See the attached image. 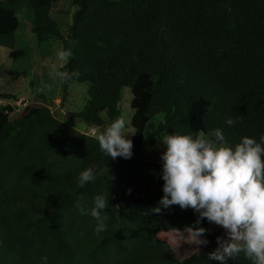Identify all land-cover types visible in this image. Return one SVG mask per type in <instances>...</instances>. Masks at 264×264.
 Masks as SVG:
<instances>
[{"label":"trees","instance_id":"trees-1","mask_svg":"<svg viewBox=\"0 0 264 264\" xmlns=\"http://www.w3.org/2000/svg\"><path fill=\"white\" fill-rule=\"evenodd\" d=\"M32 1L39 43L61 40V75L87 83L71 117L113 128L127 87L136 131L115 143L47 104L13 119L0 110V264H264V245L212 229L229 206L218 191L145 156L148 138L169 133L182 166L209 168L264 214V0H74L67 36L52 15L59 0ZM18 2L0 0L11 43ZM163 227L199 231L192 263L174 256Z\"/></svg>","mask_w":264,"mask_h":264},{"label":"rangeland","instance_id":"rangeland-1","mask_svg":"<svg viewBox=\"0 0 264 264\" xmlns=\"http://www.w3.org/2000/svg\"><path fill=\"white\" fill-rule=\"evenodd\" d=\"M32 2L19 0L15 5L21 19L16 41L11 43L0 35V110H4L13 119L27 107L47 104L54 116L81 133L115 143H126L125 140L134 137L136 131L131 124L134 113L131 107V89L126 87L123 90V99L119 105L122 116L113 128L89 126L82 119L71 117L70 112L81 111L86 104L87 83L66 80L61 75L60 69L67 62L61 40L51 39L39 43L32 30ZM74 4V0H59L54 4L52 15L61 22L65 36L68 35L67 31L76 9ZM73 44L72 42L71 45ZM1 94H13L14 97L6 98ZM148 131L146 127V133ZM201 137L208 140L205 135ZM181 150L182 146L175 144L170 134L166 133L157 143H153L151 138L147 139L145 156L147 160L164 162L194 180L214 188L227 200L228 208L217 216L212 229L220 230L231 241L252 238L264 245V214L257 204L248 200L242 191L215 184L209 168L182 166L179 161ZM127 170L133 178L137 172L136 164L130 162ZM158 235L170 244L176 258L187 263L195 260L202 247L198 230L179 231L163 227Z\"/></svg>","mask_w":264,"mask_h":264}]
</instances>
